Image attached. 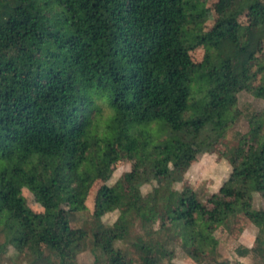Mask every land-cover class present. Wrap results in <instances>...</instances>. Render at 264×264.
I'll return each instance as SVG.
<instances>
[{"label": "trees", "instance_id": "1", "mask_svg": "<svg viewBox=\"0 0 264 264\" xmlns=\"http://www.w3.org/2000/svg\"><path fill=\"white\" fill-rule=\"evenodd\" d=\"M213 9L205 31L204 0H0L1 248L30 256L27 264H72L86 249L96 262L130 264L115 243L138 223L143 234L131 245L140 264L169 255L153 236L168 229L197 262L212 252V232L241 212L256 231L235 252L264 264V207L252 206L253 193L264 199V107L219 153L237 160L218 196L201 201L188 185L174 188L169 171L193 143L213 151L242 115L239 92L264 99V0H215ZM121 158L138 169L99 187L90 230L74 226L91 184ZM164 216L171 222L154 230Z\"/></svg>", "mask_w": 264, "mask_h": 264}, {"label": "rangeland", "instance_id": "2", "mask_svg": "<svg viewBox=\"0 0 264 264\" xmlns=\"http://www.w3.org/2000/svg\"><path fill=\"white\" fill-rule=\"evenodd\" d=\"M215 0H204L203 11V30H209L216 18L213 9ZM241 24L247 23V17L243 14L238 18ZM190 59L193 62H199L203 55V47L198 46L188 52ZM264 60V49L261 54ZM3 60H0V65ZM237 106L242 111L232 125L226 130L224 137L214 145L211 153L205 152L197 143L191 145L190 151L185 159L175 168H169L174 177V188L179 189L182 185H188L195 190L198 198L205 201L207 197H216L219 195V187L223 180L227 178L231 171L232 165L235 164L237 158L231 155L228 159L220 156V152L226 147L234 145L237 138L248 130L247 114L253 111H259L264 107V99L255 98L252 94L241 91L237 94ZM106 110H103L105 113ZM138 169V162L135 158H121L110 165V170L107 176L102 180H95L88 189L84 199L85 209L76 211L72 215V224L74 226H82L87 230L92 227L93 210L96 199V194L102 184L112 185L115 180L126 171H136ZM155 181L145 183L140 186L142 194L148 192ZM21 194L25 199V203L29 208L36 213H41L43 208L34 200L33 195L26 189L21 188ZM66 205V204H65ZM67 206V205H66ZM252 206L254 208L264 207V199L257 193L252 195ZM117 210L107 212L101 217L104 224H110L116 218ZM171 222L169 216L162 217L157 223L153 225L154 230L160 226H166ZM254 225L241 212H236L231 215L222 225L217 227L211 235L212 252H208L200 261L195 262L186 256L179 240L173 238L170 229L161 230L154 234L155 240L166 242V248L169 250V255L166 256L161 264H263L261 260L249 257H239L235 248L240 245V241L249 242V236L255 232ZM143 234V230L138 223L132 228L130 235L125 241H117L115 246L120 248L124 255L120 258H130V264H140L138 255L131 245L134 236ZM252 238V237H251ZM3 235L0 233V246L3 242ZM249 240V241H248ZM42 256L46 257L49 263L57 262V257L54 253L49 251L47 247L40 244ZM31 257L22 253L18 254L11 246L6 248L0 247V264H27ZM72 264H105L104 261L96 262L90 250L86 249L76 256Z\"/></svg>", "mask_w": 264, "mask_h": 264}, {"label": "crops", "instance_id": "3", "mask_svg": "<svg viewBox=\"0 0 264 264\" xmlns=\"http://www.w3.org/2000/svg\"><path fill=\"white\" fill-rule=\"evenodd\" d=\"M255 231H256V228H255ZM254 231V232H255ZM252 237V238H251ZM253 237H254V234L253 235H251V236H249V242H247V241H240L239 243H241V244H243L244 246H246V247H250L251 245H252V243H253ZM239 256V255H238ZM239 257H249V258H251V255H244V256H239ZM252 260L254 259V258H251Z\"/></svg>", "mask_w": 264, "mask_h": 264}]
</instances>
